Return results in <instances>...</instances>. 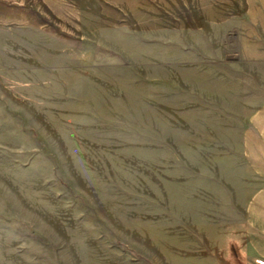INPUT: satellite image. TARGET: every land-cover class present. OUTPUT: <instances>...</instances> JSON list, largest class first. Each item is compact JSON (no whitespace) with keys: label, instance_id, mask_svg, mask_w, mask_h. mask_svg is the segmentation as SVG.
<instances>
[{"label":"rangeland","instance_id":"rangeland-1","mask_svg":"<svg viewBox=\"0 0 264 264\" xmlns=\"http://www.w3.org/2000/svg\"><path fill=\"white\" fill-rule=\"evenodd\" d=\"M256 33L264 0H0V264H260L224 90Z\"/></svg>","mask_w":264,"mask_h":264},{"label":"crops","instance_id":"crops-1","mask_svg":"<svg viewBox=\"0 0 264 264\" xmlns=\"http://www.w3.org/2000/svg\"><path fill=\"white\" fill-rule=\"evenodd\" d=\"M259 35H244L248 45L240 47L235 59L225 60L224 90H240L242 98L240 137L248 191L242 254L264 264V39Z\"/></svg>","mask_w":264,"mask_h":264}]
</instances>
